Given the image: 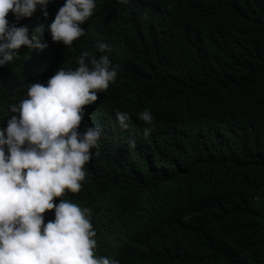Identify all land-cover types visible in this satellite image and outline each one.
<instances>
[{"label": "trees", "instance_id": "16d2710c", "mask_svg": "<svg viewBox=\"0 0 264 264\" xmlns=\"http://www.w3.org/2000/svg\"><path fill=\"white\" fill-rule=\"evenodd\" d=\"M6 18L45 42L34 17ZM87 38L89 58L108 43L122 71L84 108L106 139L59 199L92 210L95 248L121 246L119 264H264V0H100ZM53 50L0 68V127L51 77Z\"/></svg>", "mask_w": 264, "mask_h": 264}, {"label": "clouds", "instance_id": "9594fccd", "mask_svg": "<svg viewBox=\"0 0 264 264\" xmlns=\"http://www.w3.org/2000/svg\"><path fill=\"white\" fill-rule=\"evenodd\" d=\"M99 1L0 0V68L23 51L54 47L57 53L56 58L45 56L51 77L31 83L26 98L10 106L14 115L0 127V264H119L113 252L121 246L103 252L95 248L92 210L59 199L66 191L80 190L90 150L106 139L105 124L91 125L84 108L122 71L108 43L99 44L91 58L86 51L87 27ZM9 13L15 21L37 19L41 26L35 29L44 27L45 42L27 26L10 23ZM115 115L127 129L130 114ZM139 119L150 125L154 118L145 110ZM151 131L146 127L144 137ZM129 146L135 147L134 139ZM49 211L53 219L45 222L42 214Z\"/></svg>", "mask_w": 264, "mask_h": 264}]
</instances>
